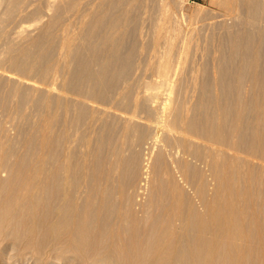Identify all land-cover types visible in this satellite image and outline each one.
Returning a JSON list of instances; mask_svg holds the SVG:
<instances>
[{"label":"bare ground","instance_id":"obj_1","mask_svg":"<svg viewBox=\"0 0 264 264\" xmlns=\"http://www.w3.org/2000/svg\"><path fill=\"white\" fill-rule=\"evenodd\" d=\"M167 63L157 72L163 81L171 77ZM251 64L252 89L231 106L209 92L193 105L166 95L149 146L140 121L117 125L105 109L84 121L66 107L49 116L39 138L24 136V150L0 147V264H264V92ZM138 144H147L142 157Z\"/></svg>","mask_w":264,"mask_h":264},{"label":"rangeland","instance_id":"obj_2","mask_svg":"<svg viewBox=\"0 0 264 264\" xmlns=\"http://www.w3.org/2000/svg\"><path fill=\"white\" fill-rule=\"evenodd\" d=\"M9 1L0 0V147L5 150L12 144L22 149V140L28 133L39 138L46 131L45 125L49 116L52 113L63 112L66 107H74L76 112L74 117L79 116V119H85L84 121L89 120L91 116H98L94 115V110L102 115L101 109H105L108 112L106 114L113 115L117 125L128 122L127 117H129L127 120L134 119L133 123L140 121L139 126L145 127L144 130L147 132L145 135L148 139L144 138L145 142L151 138L153 140L149 142L152 143L156 133L160 132L157 125L160 126L158 122L163 118L162 105L167 103V96L171 97L173 94L171 98L178 101L181 99L187 105H193L202 99V95L209 92L207 94L209 100H214L210 96L216 94L223 98L220 101L223 104L236 100L241 102V98L249 95L252 89L250 87L253 78L252 61L258 73L259 88L264 92V0H11V3ZM166 62L169 63L171 77L170 80L163 81L159 76L161 74L157 72H161ZM112 66L119 70L113 69ZM170 67L174 68L170 70ZM75 84H78V87ZM146 94H153L151 95L153 99L151 97L145 99L149 96ZM237 94L241 98H238ZM144 95V99H141ZM154 96H158L159 99L156 97L154 99ZM97 100L101 101L99 105ZM102 105L107 106V109L105 106L101 108ZM228 105L227 108L231 106ZM111 106L113 107L108 108ZM132 109L136 111L135 114L141 115L142 120L123 112L126 110L130 113ZM228 113L224 114L225 117ZM250 116L251 111L247 118ZM227 117L224 126L231 115ZM84 133L85 130L80 131V135ZM93 138L94 136L92 140ZM140 144L137 147L143 149L136 150V147L132 152L140 151L141 155L140 152L138 154L142 157L147 150L144 149L147 144L144 147ZM125 151L126 154L121 150L125 157L133 154L129 150ZM142 159H138V164H142ZM140 165L139 167L137 165V170L140 169ZM125 171L127 169L124 173ZM260 179L264 190V174ZM206 183L208 185L206 187L211 190L216 185L213 186L210 177ZM186 188L192 193L191 187ZM211 190H208L209 194H212Z\"/></svg>","mask_w":264,"mask_h":264}]
</instances>
